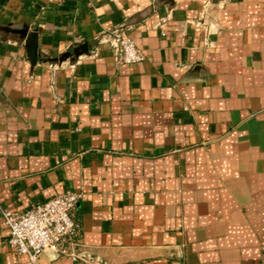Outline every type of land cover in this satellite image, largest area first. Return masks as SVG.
<instances>
[{"label": "crops", "instance_id": "crops-1", "mask_svg": "<svg viewBox=\"0 0 264 264\" xmlns=\"http://www.w3.org/2000/svg\"><path fill=\"white\" fill-rule=\"evenodd\" d=\"M67 190L96 260L41 264H264V0H0V199Z\"/></svg>", "mask_w": 264, "mask_h": 264}, {"label": "built area", "instance_id": "built-area-1", "mask_svg": "<svg viewBox=\"0 0 264 264\" xmlns=\"http://www.w3.org/2000/svg\"><path fill=\"white\" fill-rule=\"evenodd\" d=\"M108 43L118 64H140L147 59L124 28L113 30ZM81 199V193L67 190L25 212L4 207L0 199V218L9 232V249L19 258L17 264H41L47 253L54 260L69 258L83 263L96 260L85 249L81 225L76 220Z\"/></svg>", "mask_w": 264, "mask_h": 264}]
</instances>
